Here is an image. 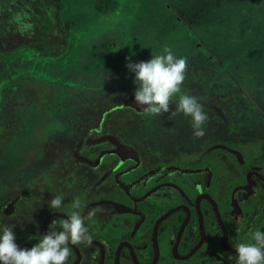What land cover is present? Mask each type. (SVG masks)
Returning a JSON list of instances; mask_svg holds the SVG:
<instances>
[{
    "label": "rangeland",
    "instance_id": "obj_1",
    "mask_svg": "<svg viewBox=\"0 0 264 264\" xmlns=\"http://www.w3.org/2000/svg\"><path fill=\"white\" fill-rule=\"evenodd\" d=\"M97 1L0 0L4 178L17 170L27 181L45 171L52 158L43 157L46 147L62 153L61 169L71 170L69 154L91 147L100 153L109 136L135 142L144 136L150 143L165 138L168 145L172 116H149L136 105L135 74L126 67L165 46L187 58L182 93L203 106L204 133L223 132L235 163L233 152L264 160V0H116L105 11ZM174 120L192 137L188 141L196 138L190 117L181 113ZM59 194L70 202L84 196L68 188Z\"/></svg>",
    "mask_w": 264,
    "mask_h": 264
},
{
    "label": "flooded vegetation",
    "instance_id": "obj_2",
    "mask_svg": "<svg viewBox=\"0 0 264 264\" xmlns=\"http://www.w3.org/2000/svg\"><path fill=\"white\" fill-rule=\"evenodd\" d=\"M174 118L168 145L164 137L150 143L144 136L140 142L109 136L100 153L91 147L69 154L75 169H61L62 153L46 147L50 168L29 180L18 179L17 170L8 178L0 171V231L12 226L17 245L30 249L53 220L59 225L70 214L72 202L64 195L59 209L48 205L68 188L83 191L82 216L102 211L85 220L92 243L69 244L67 264H236V243L264 232V160L233 152L235 163L223 132L188 141L192 137ZM88 163L95 168H84ZM103 190L109 194L97 200Z\"/></svg>",
    "mask_w": 264,
    "mask_h": 264
},
{
    "label": "clouds",
    "instance_id": "obj_3",
    "mask_svg": "<svg viewBox=\"0 0 264 264\" xmlns=\"http://www.w3.org/2000/svg\"><path fill=\"white\" fill-rule=\"evenodd\" d=\"M128 60V57L125 58ZM128 70L135 74L133 83L135 103L149 115L170 113L191 118L193 135L197 138L204 135L203 125L208 116L195 96L182 93V85L187 71V58L177 57L170 47L165 46L160 53L151 55L146 61L129 62ZM177 100L175 109L170 111V104ZM48 205L51 209H59L62 196L56 195ZM84 205L80 199L72 202V211L66 219L57 225L53 220L47 234L40 235L36 244L30 249L21 248L15 242L12 226H5L0 231V264H67L71 255L69 244L90 245L92 237L85 220H92L98 211L95 208L82 216L80 209ZM57 227L61 230L57 231ZM236 264H264V232L253 231L248 240L239 241L235 245Z\"/></svg>",
    "mask_w": 264,
    "mask_h": 264
},
{
    "label": "trees",
    "instance_id": "obj_4",
    "mask_svg": "<svg viewBox=\"0 0 264 264\" xmlns=\"http://www.w3.org/2000/svg\"><path fill=\"white\" fill-rule=\"evenodd\" d=\"M104 0H98L95 4L96 8L100 11H105L107 8H113L116 5V0H106L105 3H107L104 7H101V3Z\"/></svg>",
    "mask_w": 264,
    "mask_h": 264
},
{
    "label": "water",
    "instance_id": "obj_5",
    "mask_svg": "<svg viewBox=\"0 0 264 264\" xmlns=\"http://www.w3.org/2000/svg\"><path fill=\"white\" fill-rule=\"evenodd\" d=\"M168 213H169V212H168ZM166 214H167V213H166ZM166 214H165V215H166Z\"/></svg>",
    "mask_w": 264,
    "mask_h": 264
}]
</instances>
